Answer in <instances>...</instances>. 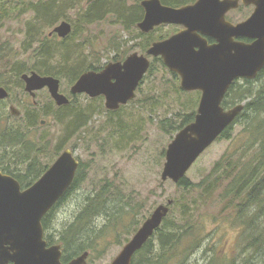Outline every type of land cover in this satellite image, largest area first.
Segmentation results:
<instances>
[{
    "label": "rangeland",
    "instance_id": "1",
    "mask_svg": "<svg viewBox=\"0 0 264 264\" xmlns=\"http://www.w3.org/2000/svg\"><path fill=\"white\" fill-rule=\"evenodd\" d=\"M58 1V16L51 24L44 19L35 21L34 14L30 12L0 26V79L10 88L9 98L0 103V111L3 112L0 118L1 160L10 161L11 170L15 167L24 171L21 162L10 159L13 146L5 144L11 140L8 132L13 128L24 132L25 142L43 149L37 155L43 167L49 168L68 149L79 164L84 165L79 184L51 213L50 234L58 239L63 227L72 223L82 211L88 197L99 194L104 211L90 221L89 229L94 231L90 238H94V241L84 239L88 248L85 252L88 253L87 264H110L152 211L171 200L168 219L182 224L186 221H181L180 213L186 210L191 215L189 222L200 225L202 231L203 240L183 264H207L214 255L217 262L226 259L230 264H251V257L253 264H264V248L257 254L248 249V242H241L242 226L236 220L238 211L232 209L234 200L222 197L232 177L240 176L244 169L249 168L244 164H254L255 140L248 135L251 124H245L250 121L254 109L246 110L243 117L233 122L231 130L225 136H220L186 173L185 178L192 185H199L204 179H207L204 184L207 185L217 177L216 174L211 175L214 165L223 159L219 182L208 196L204 194V185L197 187L196 191L187 192L169 180L162 182L160 176L165 150L177 133L174 129L184 116L192 112L196 114L200 93L182 91L179 77L162 67L163 62H154L153 58H149L154 67L143 78L134 100L114 112L104 107V97L90 99L86 95L72 96L70 89L75 81L71 80L70 72L79 67L81 75L90 66L103 68L115 59H124L133 53L142 55L145 53L142 46L146 41H157L160 37L165 40L178 33L180 27L161 25L151 31L152 35H143L137 26L125 30L118 21L119 15L114 13L107 14L101 21L82 25L83 14L94 2L86 5L87 0ZM123 2V17H127V13H141L142 10L137 11L136 0ZM252 11L251 7L240 6L229 12L227 18L233 23H240ZM63 21L71 25V35L67 39L55 37L54 33L49 36L54 27ZM29 22L36 25L31 47L25 39ZM44 39L50 41L45 46L52 48L49 52H53V59L42 68H55L58 71L51 72L60 73L52 77L60 81V93L71 102L67 109L56 106L47 89L36 92L34 105L20 82L22 74H38L35 58L38 54L35 55L33 50H37ZM62 50H69L68 67L61 61L60 55H64L61 54ZM238 84H243V81ZM251 86L256 88V93H264L261 91H264V78L253 81ZM0 87L4 88L2 82ZM252 99L242 103L246 104ZM11 106L19 111L20 116L14 118L9 114ZM75 112L83 115L85 126L79 132L71 133V129L64 125L65 121L59 119L61 114ZM30 115L35 116L32 126ZM55 115L59 118L56 119ZM259 117L264 119V114ZM257 209L252 207L245 216L254 217ZM257 215L256 222L263 225L264 210ZM152 241L153 250L156 251V236Z\"/></svg>",
    "mask_w": 264,
    "mask_h": 264
},
{
    "label": "water",
    "instance_id": "2",
    "mask_svg": "<svg viewBox=\"0 0 264 264\" xmlns=\"http://www.w3.org/2000/svg\"><path fill=\"white\" fill-rule=\"evenodd\" d=\"M93 1L87 0L86 4ZM240 4L253 6L252 14L240 23L228 22L226 14ZM140 7L143 18L136 26L141 33L147 34L161 25L183 29L153 42L142 55L133 53L123 62L106 64L101 71L82 73L70 93L92 99L102 96L104 107L116 111L134 100L149 69V58H160L179 77L182 91L201 93L193 121L175 134L164 153L160 179L178 184L243 112V103L229 109L221 106L231 84L238 79L255 80L264 68V0H197L180 8L165 6L160 0H142ZM71 32V25L63 21L49 36L54 33L64 39ZM204 37L215 43L208 45ZM238 38L251 41H236ZM20 80L32 99L35 92L47 89L56 106L69 104V99L60 93V81L52 76L31 72L22 74ZM8 96L7 90L0 87V101ZM9 113L19 116L13 106ZM78 166L72 151L65 150L25 189L16 179L0 172V264H87V252L63 263L60 245H47L42 226L44 216L71 186ZM171 205L169 200L166 205L157 206L110 264H131L135 253L160 228Z\"/></svg>",
    "mask_w": 264,
    "mask_h": 264
},
{
    "label": "trees",
    "instance_id": "3",
    "mask_svg": "<svg viewBox=\"0 0 264 264\" xmlns=\"http://www.w3.org/2000/svg\"><path fill=\"white\" fill-rule=\"evenodd\" d=\"M140 1L141 0H136L138 8L137 11L142 10V8L138 5ZM160 1L165 6L180 8L186 5L193 4L197 0ZM93 2V4L91 3L92 7L83 14V17L81 19L82 25L93 24L104 19L107 14L114 13L116 15H119L118 21L125 28V30H129L131 26H136L137 23L140 22L143 18V10L141 11V13H127V17H123V14H125L123 0H119L116 2L112 0H95ZM59 4L60 2L58 0H38L36 2H33L31 0H0V26L7 21L18 19L24 14L30 12L34 14L35 21L44 19L48 24H51L52 20L58 16ZM35 27V23H28V30L25 39H27V44L29 47H31L33 44V38L35 36L33 30L35 29ZM152 32L148 34L152 35ZM68 37H66L65 39H67ZM161 40H163V38L160 37L157 41ZM49 42V39H44L39 43L40 46L38 47V49L33 50V53L35 55L38 54L35 57L37 58L36 69L38 68L37 72L41 76H58L60 73L57 74L51 72L55 71V68H42V66L48 65V63L53 59V52H49V50L52 48H46L47 45L45 46V43ZM153 42L156 41H154V39H152L151 42L146 41L142 46V50L146 51ZM61 52V54H64L60 55L61 61L63 62L65 67H68V56H70L69 50H62ZM1 58L2 56L0 52V59ZM117 60L121 61L122 59H115L114 61ZM155 61H160L162 63L161 59L159 58L154 59V62ZM153 67L154 64L152 62L150 63L148 73H150ZM162 67H165L163 63ZM78 68L79 67L74 70L72 68L70 69L73 70L70 72L72 81H76V79L80 75L81 69ZM100 69L101 68L99 67L94 68L90 66L85 71H99ZM15 73L19 74L20 71H16ZM173 75L177 77V75ZM260 78H264V68L261 70L255 80H243V84L241 85L238 84L239 81H235L229 89L228 99L222 102V107L224 109H229L231 108L230 106L234 107L236 105H240L243 101L253 98L251 102H247L246 104H244L243 112L237 117L234 123L239 118L244 116V112L246 110L251 109L253 111L254 109L253 116L249 117L250 121L245 123L246 125L251 124V133L248 135L252 136L255 140L256 153L254 164H244L245 166H249V168L244 169L240 176L232 177V179L230 180V184L225 189V194L222 197L223 199L231 198V200H234L232 209L235 210V212L238 211L236 220L238 221V223H240V226H242L240 227L241 242L243 243L244 240L245 242H248V244L246 243L248 249L251 248L252 250L257 252V254L258 251L264 248V224L262 225L256 222L258 218L257 214L262 213V211L264 210V119H260L259 117L260 115L264 114V104L262 103L264 102V93H256V88L251 86V84L253 83V81L256 82V80H259ZM1 82L4 88L9 93L10 88L5 85L4 82L0 79V83ZM261 91L264 92L263 90ZM232 94H234V96H232ZM253 95H255L256 97L254 98ZM3 102L4 101H0V103ZM70 104L71 102L69 103V105ZM68 106H65L61 109H67ZM2 114L3 112L0 111V118ZM194 115V112L185 115L180 125L174 129L175 133L181 130L187 124L191 123L194 119ZM55 118L58 119L59 117L55 115ZM29 119L30 126H32L34 124L35 116L30 115ZM59 120H61L62 122L65 121L64 125L68 126L71 129V133L73 131L79 132L85 126V119L83 115L78 114V112L61 114V119ZM233 124L225 130L221 137L225 136L227 132L231 130ZM27 126H29V123H27ZM22 133L24 132L19 129H10L8 134L12 138L7 143L5 142V144L13 146L10 159L12 160V162H21V164H23L24 171L16 170L15 167L14 170H11L10 161L5 162L4 160H1V158L0 171L16 179L19 182L21 189H25L33 182H35L42 174H44L48 167H43V165L37 160V155H39V153L43 149L34 148L31 144L25 142L23 140ZM259 143L260 145H258ZM222 162L223 159L214 165L211 171V175L216 174L217 177L207 185H204L207 182V179H204L199 185H192L187 178H184L177 184L178 187L187 192H190L196 191L198 190L197 187L204 185V194L208 196V193L213 191L216 187V184L219 182V169ZM8 167L10 169H8ZM83 169L84 165L80 163L71 187L62 197V199L58 201V203L44 216L42 220L44 239L47 242L48 246H51L53 244L60 245L62 251L61 261L63 263H67L71 259L81 255L86 250H88L87 243L84 242V239L87 238L90 242L94 241V238H90V234H94V231L92 229H89L90 221L92 218L99 216L101 211H104L101 204V196L99 194H96L94 197H88L82 211L79 212L72 223L63 227L62 232L57 237L58 239H55V236L50 234V216L52 211L56 206L63 202V200H65L69 193L75 189L76 185L79 184V182L81 181V179H79V175L81 170ZM252 207L258 208L256 213L257 216H245V214L250 211ZM180 214L182 216L181 221L186 222L182 224L174 223L173 220L168 219V214L167 217L163 220L160 228H158L153 236L147 241V243L138 252L135 253L132 258L131 264H183L185 259H187L188 256L200 245L203 237L201 235V226L189 222V220H191L190 213L184 210ZM113 225H115V223ZM155 236L158 242V249L156 251L153 250L154 241H152ZM250 261L251 264H253L251 257ZM207 264H230V261H226V259H224L222 260V262H217V256L214 255Z\"/></svg>",
    "mask_w": 264,
    "mask_h": 264
},
{
    "label": "flooded vegetation",
    "instance_id": "4",
    "mask_svg": "<svg viewBox=\"0 0 264 264\" xmlns=\"http://www.w3.org/2000/svg\"><path fill=\"white\" fill-rule=\"evenodd\" d=\"M240 6H242L241 4L239 5V7ZM238 7V8H239ZM244 7V6H243ZM247 7H251V8H253V6H247ZM237 8V9H238ZM236 10V9H235ZM253 10H254V8H253ZM231 11H233V10H231ZM231 11H229V12H231ZM229 12L226 14V20L228 21V22H230V23H232V24H237V23H239V22H236V23H233V22H231L228 18H227V15L229 14ZM253 12V11H252ZM246 20V19H245ZM242 22V21H241ZM183 29V27H180V30H179V32L181 31ZM55 37H56V35H54ZM205 39H206V41L208 42V45H213L214 43H215V40H213L212 38H210V37H204ZM65 39V38H64ZM236 41H243V42H245V43H250V41L251 40H249V39H245V38H238V39H235ZM125 60V58L124 59H122L121 61H114V62H112V63H115V62H123ZM103 68H101L99 71H101ZM78 79V78H77ZM76 79V80H77ZM239 81H242V80H239ZM22 82V81H21ZM76 82V81H75ZM74 82V83H75ZM73 83V84H74ZM22 84H23V87L25 88V84L22 82ZM232 86V85H231ZM230 86V87H231ZM230 89V88H229ZM43 90H46V89H43ZM23 91H24V89H23ZM41 91V90H40ZM25 92V91H24ZM38 92V91H37ZM193 92H199V91H193ZM190 93H192V92H190ZM200 93V92H199ZM228 93H229V90L227 91V93L225 94V96H224V99L222 100V102H224L225 100H227L228 99ZM29 97H30V95L28 94V93H26ZM83 95V94H82ZM200 95H201V93H200ZM75 96H81V95H75ZM35 97H36V92H35ZM101 97V96H100ZM100 97H98V98H100ZM31 98V97H30ZM90 99H92V98H90ZM93 99H95V98H93ZM31 100H32V102H33V104L35 105L36 104V101H35V99H32L31 98ZM222 104V103H221ZM65 106H68V105H65ZM65 106H61V108H64ZM10 108V107H9ZM115 112V111H114ZM40 124H42V123H40ZM62 199V198H61Z\"/></svg>",
    "mask_w": 264,
    "mask_h": 264
},
{
    "label": "bare ground",
    "instance_id": "5",
    "mask_svg": "<svg viewBox=\"0 0 264 264\" xmlns=\"http://www.w3.org/2000/svg\"><path fill=\"white\" fill-rule=\"evenodd\" d=\"M94 1H95V0H94ZM141 1H142V0H141ZM141 1H140V2H141ZM91 3H92V2H91ZM91 3H90V4H91ZM86 5H89V4H86ZM139 5H140V3H139ZM69 103H70V101H69ZM68 105H69V104H68Z\"/></svg>",
    "mask_w": 264,
    "mask_h": 264
}]
</instances>
